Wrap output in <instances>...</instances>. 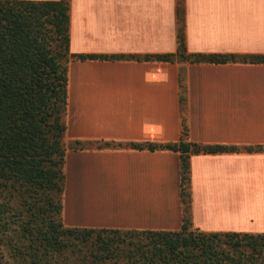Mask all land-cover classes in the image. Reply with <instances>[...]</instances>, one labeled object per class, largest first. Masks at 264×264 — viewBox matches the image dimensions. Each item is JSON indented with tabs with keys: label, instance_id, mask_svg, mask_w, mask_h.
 <instances>
[{
	"label": "crops",
	"instance_id": "obj_1",
	"mask_svg": "<svg viewBox=\"0 0 264 264\" xmlns=\"http://www.w3.org/2000/svg\"><path fill=\"white\" fill-rule=\"evenodd\" d=\"M69 2L70 53L121 58L68 62L63 223L180 229L178 152L70 143L177 141L183 83L189 139L238 147L191 155L192 226L264 233V63L144 60L176 52V0ZM183 4L187 52L264 55V0Z\"/></svg>",
	"mask_w": 264,
	"mask_h": 264
},
{
	"label": "trees",
	"instance_id": "obj_2",
	"mask_svg": "<svg viewBox=\"0 0 264 264\" xmlns=\"http://www.w3.org/2000/svg\"><path fill=\"white\" fill-rule=\"evenodd\" d=\"M69 3L0 0V264H264V233L206 232L192 226L191 155L238 147L189 139L183 83L177 141L70 143L76 150L94 146L178 152L180 229L63 223L68 62L121 58L70 53ZM183 6V0H176V52L144 60L264 63V55L187 52ZM252 149L262 148L247 147Z\"/></svg>",
	"mask_w": 264,
	"mask_h": 264
}]
</instances>
